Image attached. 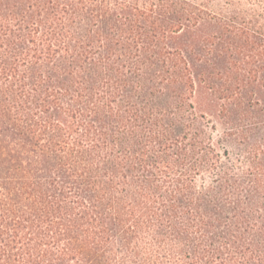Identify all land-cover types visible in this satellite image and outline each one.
Returning <instances> with one entry per match:
<instances>
[{
	"label": "trees",
	"instance_id": "obj_1",
	"mask_svg": "<svg viewBox=\"0 0 264 264\" xmlns=\"http://www.w3.org/2000/svg\"><path fill=\"white\" fill-rule=\"evenodd\" d=\"M0 264H264V12L0 0Z\"/></svg>",
	"mask_w": 264,
	"mask_h": 264
},
{
	"label": "rangeland",
	"instance_id": "obj_2",
	"mask_svg": "<svg viewBox=\"0 0 264 264\" xmlns=\"http://www.w3.org/2000/svg\"><path fill=\"white\" fill-rule=\"evenodd\" d=\"M197 2H207L209 6L216 10L219 6H223L225 0H195ZM235 2H238L245 6V8L254 7L256 10L263 11L264 12V0H234Z\"/></svg>",
	"mask_w": 264,
	"mask_h": 264
}]
</instances>
